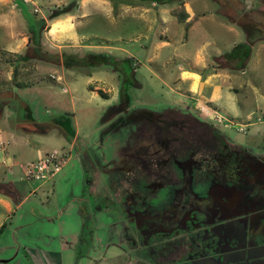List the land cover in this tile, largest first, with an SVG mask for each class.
<instances>
[{"label":"rangeland","instance_id":"1","mask_svg":"<svg viewBox=\"0 0 264 264\" xmlns=\"http://www.w3.org/2000/svg\"><path fill=\"white\" fill-rule=\"evenodd\" d=\"M142 1L85 0L82 4L80 0L33 2L27 0L28 3L16 0L18 6L10 9L9 24L0 21V106L5 104L4 110L10 118L13 116L23 118L30 111L34 120L45 128L29 132L18 129L15 136L17 142L8 141L9 144L5 147L6 155L12 156L15 163L7 166L5 162L0 161V177L5 175L17 180L23 166L37 159L44 151L57 149L63 153L60 169L50 178L39 181L21 177V183H24L23 192L29 193L23 203V209L29 205L35 207L32 212L25 213L28 223L24 229L31 231V235L24 242L27 244L28 241L29 243L32 241L39 247L49 246L55 251L58 264H85L86 254L98 257L104 253L107 259L112 258L111 253L104 250L101 245L105 238L104 222L112 217L111 207L107 210L108 214L101 210L97 215V221L94 219L89 221L94 234V245L90 251V234L85 233V228L81 225L83 219L80 218L78 197L83 196L90 202V195H95L103 186L105 187V183L108 182L104 173L105 168L111 166L112 160L125 150L124 146L130 144L122 142L125 140L129 142L130 137L132 139L135 135V124L126 120L128 121L131 116L142 118L140 111L146 109L164 112L161 114L163 119H170L172 116H169V113L177 112V108L168 106L172 102L171 99L178 95L170 88L171 81L167 78L169 69L175 73L177 63H164L163 58L173 50L181 52L193 61V45L201 40L213 36L240 38L235 26H232L234 31L227 32L223 27L215 32L207 31L205 35L200 36L201 25L197 24L190 31L187 42H183L180 36L184 32V26L166 11H162L163 8L172 6L174 2L154 5L150 0L143 3ZM190 1L195 7L203 8L207 15L215 7L209 0H205V5L202 4V0ZM219 2L218 10L225 13L228 18L237 20V16L240 15L238 21L251 28L255 26L259 28H254L257 37H248V40L254 41L251 48H248L249 51L245 48L247 54L249 52L243 65L245 71L240 73L239 70H232L234 76L231 78V84L236 88H230L229 91L236 98L235 102L242 112L239 114L231 112L229 113L231 116L221 113L223 118L220 121L210 119L193 109L192 113L202 121L214 123L233 141L259 143L264 140V0H250L248 8H244L242 0ZM135 3L137 5H134ZM140 4L147 7L148 11L142 12ZM77 8L79 13H83L77 21L75 20L78 40L54 35L56 24L53 23L48 28L49 18ZM242 8L245 10L242 11ZM44 16L47 20L44 19L39 25L40 17ZM20 17L23 18V22ZM214 17L220 18L217 14H214ZM160 18L165 21L163 24L160 23ZM224 21L229 25L226 19ZM162 25L166 26L167 34L170 36L177 34V37L170 39L167 45L156 46L155 44L164 38L165 31L161 30ZM20 29L28 34L26 43L19 47V50L6 49L13 46L18 38L15 33ZM18 35L20 36L19 33ZM183 35L185 38L186 31ZM206 47H209V44ZM90 52L107 53L112 57L113 63H101L96 66L72 63L66 67L61 61L63 53L74 59L72 57L74 55L83 56ZM155 52L157 56L149 59L148 56H154ZM14 67L16 72L13 77ZM242 77H247V84L241 82ZM36 79L46 81V88L40 85L32 94L17 85L24 81L27 84ZM226 84H230L229 81ZM120 88L127 93L128 110L112 113L109 106L119 102ZM98 90L103 91L106 96ZM18 96L25 98L28 106L23 104L21 99L19 101ZM185 103L189 104L190 101ZM179 110L189 111L186 107ZM243 110L249 112L247 120L243 118ZM189 113L186 112V115L189 116ZM121 114L120 119L113 121ZM185 119L190 123V120ZM63 120L64 122L66 120L64 125L68 134L58 132ZM239 125L244 130H240ZM72 140L73 142H70ZM38 183L39 186L32 192L31 188ZM93 202L97 201L93 199ZM98 204L102 206L100 201ZM57 207L62 209L61 212H57ZM10 220L8 219L5 225ZM1 231L0 238H4L6 230L2 227ZM82 231L81 240H77ZM15 235L21 237L22 231H16ZM60 235L61 239L58 238ZM62 239L73 242L63 248ZM26 252L24 250L23 254L26 255ZM29 255L31 254H27V258L24 259L20 249L15 259L7 264H33Z\"/></svg>","mask_w":264,"mask_h":264},{"label":"flooded vegetation","instance_id":"2","mask_svg":"<svg viewBox=\"0 0 264 264\" xmlns=\"http://www.w3.org/2000/svg\"><path fill=\"white\" fill-rule=\"evenodd\" d=\"M186 112L163 119L164 112L146 109L142 118L126 120L135 124V135L105 168V187L90 202L78 197L90 251L89 221L101 210L113 211L101 242L112 258L86 254L85 264H264V140L233 141ZM19 248L35 255H29L33 264L59 262L49 246L28 241Z\"/></svg>","mask_w":264,"mask_h":264},{"label":"crops","instance_id":"3","mask_svg":"<svg viewBox=\"0 0 264 264\" xmlns=\"http://www.w3.org/2000/svg\"><path fill=\"white\" fill-rule=\"evenodd\" d=\"M21 1L23 3H28L27 0ZM29 1L33 2L34 0ZM144 1L145 0H143L142 3ZM209 1L212 2L215 7L212 8V10H210V12L208 13L209 15H207L204 12L205 10L203 8L195 7L192 1L182 0V5L187 12V16L184 21H177L175 16L172 15L169 11L170 8L178 4L177 1H172L174 2V4L172 6L163 8L162 11H166L182 25L185 23V21H187L188 26L183 30V34L186 31V36L185 38L183 34L182 36H180V39L183 42H187L190 36V31L194 29V26H196L197 24L201 25L202 33L200 34V36H202L203 34L205 35L207 31L215 32L218 31L219 28L221 29L223 27L227 32L234 31L232 26H235L240 38H222L221 36H213V38L209 37V39L201 40L200 42H198V44L193 45V61L189 60L188 56L182 54L181 52H173L172 50L163 58V62L177 63V70L175 71V73H173L172 69H169L167 78H169L171 81L170 88L175 91L178 96H176V98L174 99H171L172 102L168 106L170 108L174 107L175 109L186 107L187 110L189 109L188 112L190 113H192L193 109L199 112L201 115H206L210 119L215 118L216 121H220L223 118L221 113L227 116H231V114H239L242 112L239 110L240 108L235 102L236 98L229 91L230 88H236V86H232L231 84V78L232 76H234L232 70H239L240 73H243L245 71L243 65L249 55V52L247 54L246 49L251 48L252 43L249 42L248 37H257L258 34L255 29L259 28L258 26H255L253 28L248 26L250 32L247 35V32L244 31L243 28V25L247 24L238 21V16L240 15L236 13V15H238L237 20L236 18H228L225 13L218 10V6L220 5L219 0ZM248 1L250 0H242L241 4H244V8H248ZM150 2L154 5H156L157 3H165L156 2L153 0H150ZM80 3H85V0H80ZM202 4H206L205 0H202ZM134 5H137V3H135ZM134 5L130 4V6ZM17 6L18 4L16 3V0H0V21L9 24V18L11 17L10 9L17 8ZM141 7L142 12L148 11L147 7H143V5H141ZM243 10L245 9L242 8V11ZM17 12H19L18 9ZM80 14L83 13H79L77 8V10H66V12H63V14L52 15L47 21V24H49L48 28H50L52 24L55 23L56 26H54L53 31L54 35L78 40L79 37L75 30V22L78 20ZM214 14L219 15L220 18L215 19ZM44 19L47 20L45 16L40 17L39 25H41ZM224 19H226V22H228L229 25L225 23ZM20 20L22 21L23 18L20 17ZM22 22H20V24ZM164 22L165 21L163 20V18H160V23L163 24ZM161 30L165 31L164 38L159 40L155 44L156 46L160 44L167 45L170 39L177 37V34H174L172 36L167 34L166 26L164 25H162ZM18 33L20 34V36L18 35ZM15 35L18 38L14 42L13 46L9 48H2H6L8 50L10 48H16L19 50V47L23 46L26 43L28 34H25V32H23V29H20L18 32L16 31ZM207 44H209V47H206ZM156 56L157 54L155 52L154 56L150 55L148 56V58H155ZM241 79V82L243 84H247V77H242ZM160 80L161 82L166 83V81H164L163 79ZM227 81H229L230 84H226ZM17 85L20 86V88L23 87L24 89H27L28 92L32 94L38 90V87L40 85L44 86L43 88H46L47 86L46 81H42L39 79L29 81L27 84L24 81L22 83H18ZM16 94L17 93L14 92V95ZM18 99L19 101L21 99L22 103L25 105L27 104L26 106H28V102L25 98H23L22 96H18ZM186 101H190V103H185ZM128 105L129 104H127L124 110H128ZM4 106L5 104L3 106H0V159H2V161L5 162L7 166H11L15 163V161L14 159H12V156L6 155L5 147L6 144H9L8 141L12 143L17 142L15 136L16 132L19 131L18 129L21 128L23 132H29L37 128L40 130H45V128H43L42 124H40L38 121L34 120L35 118L34 116H32V112L29 111V114H26L23 118L21 116H13L12 118H10L8 113L4 110ZM65 113H67V111ZM243 113V118L247 120L249 112L243 110ZM65 122L63 120V123L61 124L62 126L60 129H58V132L68 134L66 133L67 129L64 125ZM70 142H73V140ZM9 173L11 172L9 171ZM21 177H23V171L18 176L17 180L10 179L5 175L0 177V231L2 227L4 228V230H6L4 231V233H6L4 235V238H0V261L6 257H9V255H11L12 253L13 255L16 254L17 251L20 250L19 246L21 244H24V240L29 237V235H31V231L24 229L26 223H28V221H26L27 217L25 213L32 212L35 207L29 205L26 209H23V203L29 193L23 192V182L21 183ZM39 184L40 183L31 188L32 192L37 186H39ZM61 210L62 209L60 207H57V212H61ZM13 216L15 217L12 219ZM8 219L11 220L8 221V224L5 225V222ZM19 230L22 231L21 237L15 235V232ZM62 246H65V240H62ZM30 250H33L32 253H36L35 249L30 248ZM22 251L23 250H21V252Z\"/></svg>","mask_w":264,"mask_h":264},{"label":"trees","instance_id":"4","mask_svg":"<svg viewBox=\"0 0 264 264\" xmlns=\"http://www.w3.org/2000/svg\"><path fill=\"white\" fill-rule=\"evenodd\" d=\"M153 1H156V2H170V1H177L178 4L172 8H170V13L172 15L175 16L176 20L177 21H184L186 16H187V12L185 11L183 5H182V0H153ZM52 14H55V13H52ZM184 26V29L187 28L188 26V23L187 21H185V23L183 24ZM243 28H244V31L247 32V35L248 33L250 32L249 30V27L247 25H243ZM252 41H254V39H249V42L251 43ZM32 51H34V49H32ZM35 52V51H34ZM24 56V55H22ZM30 57V56H28ZM74 59H71V56L69 54H62L61 55V61L63 63L64 66L68 67L70 66L72 63H74V65H83V66H87V65H90V66H96L98 64H101V63H113L112 62V57L107 54V53H100V52H90L86 55H83V56H72ZM26 57H24L25 59ZM16 72V68L14 67V69L12 70V76L14 77L15 73ZM18 84V83H17ZM100 91V93L103 95V96H106L105 93L101 90H98ZM119 102L116 103V104H112L110 105V109H112V113L113 112H117V111H124V109L126 108L127 106V94L125 93V91L123 90V88H120L119 89Z\"/></svg>","mask_w":264,"mask_h":264},{"label":"built area","instance_id":"5","mask_svg":"<svg viewBox=\"0 0 264 264\" xmlns=\"http://www.w3.org/2000/svg\"><path fill=\"white\" fill-rule=\"evenodd\" d=\"M239 124L244 125L243 123ZM238 128H240V130L243 129L241 125H239ZM0 161H2V159H0ZM62 162L63 153L61 151L57 149L44 151L37 159L23 166V177L28 180L39 181L48 179L60 169Z\"/></svg>","mask_w":264,"mask_h":264}]
</instances>
